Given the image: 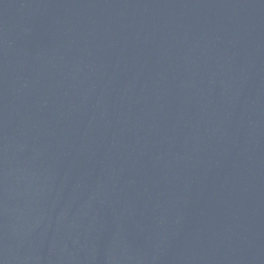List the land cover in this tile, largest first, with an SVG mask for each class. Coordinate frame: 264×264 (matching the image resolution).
<instances>
[{
	"label": "water",
	"instance_id": "obj_1",
	"mask_svg": "<svg viewBox=\"0 0 264 264\" xmlns=\"http://www.w3.org/2000/svg\"><path fill=\"white\" fill-rule=\"evenodd\" d=\"M0 264H264V0H0Z\"/></svg>",
	"mask_w": 264,
	"mask_h": 264
}]
</instances>
